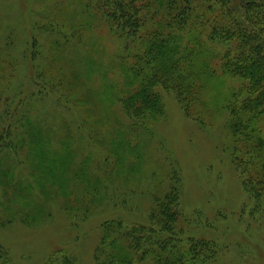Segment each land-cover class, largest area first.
<instances>
[{"label": "rangeland", "instance_id": "obj_1", "mask_svg": "<svg viewBox=\"0 0 264 264\" xmlns=\"http://www.w3.org/2000/svg\"><path fill=\"white\" fill-rule=\"evenodd\" d=\"M87 1L0 0V264L118 262L111 242L132 251L111 229L149 225L175 184L176 248L205 244L194 264H264V199L244 190L227 127L225 105L241 98L242 81L213 59L216 74L188 114L176 84L157 79L160 109L141 117L124 103L140 88L126 66L143 51ZM189 26L183 45L200 29ZM209 29L203 47L222 55ZM259 127L264 138V118Z\"/></svg>", "mask_w": 264, "mask_h": 264}, {"label": "trees", "instance_id": "obj_2", "mask_svg": "<svg viewBox=\"0 0 264 264\" xmlns=\"http://www.w3.org/2000/svg\"><path fill=\"white\" fill-rule=\"evenodd\" d=\"M142 2L88 0L85 3L88 9L102 11L100 18L116 29L121 39H130L143 51L142 59L137 57L134 64L126 66L127 73L139 81L140 88L128 96L125 108L135 106L141 117L152 116L161 104L151 84L162 79L176 84L172 85L173 89L177 90V98L188 114L189 102L200 98L203 81L216 74L213 59H219L224 73L242 81L241 98L232 94L225 105L229 112L227 127L234 142L232 161L239 170L244 190L251 197L263 200L264 138L259 122L264 118V0H150L146 5ZM143 8H153L155 12L149 17L148 12H143L146 14L143 16ZM158 12L162 16L157 15ZM147 21L150 26L146 25ZM189 25L200 29L196 28L192 33L194 37H189L183 45L181 33L187 31ZM208 26L207 39L225 45L222 55L213 56L203 47L201 36ZM125 48L126 51L128 48ZM138 102L140 105H134ZM178 199L179 188L175 184L158 196L149 225L138 223L122 227L117 223L111 232L116 231L128 241L132 255L127 254L126 246L115 240L111 244L120 254L118 262L113 258L111 263L108 259L112 257H109L102 262L97 259V264L143 263L148 256H156L153 247L160 249L159 257L153 259L154 264H194L199 260L200 252L207 250L205 244L193 243L183 251L172 243ZM163 233L169 235L168 239H162ZM2 258L0 251V262ZM136 258L138 261L133 262Z\"/></svg>", "mask_w": 264, "mask_h": 264}]
</instances>
